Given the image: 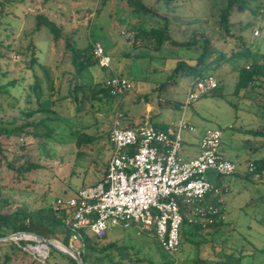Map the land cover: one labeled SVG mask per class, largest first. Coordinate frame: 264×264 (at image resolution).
<instances>
[{"label":"trees","instance_id":"obj_1","mask_svg":"<svg viewBox=\"0 0 264 264\" xmlns=\"http://www.w3.org/2000/svg\"><path fill=\"white\" fill-rule=\"evenodd\" d=\"M47 1L41 2L45 11L34 12V26L16 37L8 17L13 13L12 7L24 3V0H0V163L5 168L0 175V238L15 233H31L69 247L72 231L65 224L68 213L64 208H56L52 203L38 207L25 202L18 204L12 195L23 197L35 193L34 176L44 167L31 155L33 146L44 157H48L47 149L55 142L53 138L67 134L73 138L71 142L74 143L78 159L89 156L98 141H107L109 144L112 123L104 122V130L96 135H90V131L93 127H104L95 118L97 114L103 113L104 101L116 95L123 96L126 92L111 93V89L105 86V80L111 76L123 77V73L100 67L93 56L96 42L88 37L83 41L76 36V31L66 32L64 25L50 12H59L58 17L66 14L59 11V7L54 10L46 6ZM105 1L99 0L98 5ZM121 1L132 13L145 17L128 23L126 31L132 36L125 39L128 50L121 58H137L140 56L137 53L139 50L160 57L166 50L195 51V55L177 60L173 72H181L182 76H191L194 80L198 77H214L217 87L199 98L210 93L215 98L223 99L236 111L242 110L251 119L252 126L249 127L252 129H248V133L255 138H264V0H209L210 10L207 14L193 11L189 17L176 15L171 9L177 0H156L167 4L165 13L157 12L143 0ZM166 12L174 17L182 38L176 39L170 33L171 21ZM234 17H238V21H234ZM210 18L215 28L212 33L208 31ZM249 18L252 20L249 21ZM66 21L69 22L70 18L67 17ZM256 21L260 35L258 38H249L248 32ZM43 28L48 33L56 55V59L50 63L40 61L39 48L33 40ZM12 56L22 58V73L9 79L8 64ZM99 69L107 73L95 78V73H98L96 70ZM228 81H231L232 89L224 95L223 89ZM142 99L149 101L146 95ZM59 131L61 133L57 134ZM26 139L30 144L24 142ZM109 159L107 163L103 159L95 162L100 178L92 185L104 178ZM249 168H252V172H249ZM236 172L231 176L239 175ZM255 175L264 180V158L249 161L242 178L245 182H251ZM224 178L209 175L208 180L220 188L221 196L208 194L200 202L203 207L217 209V215L209 216L205 211L204 215L195 216L196 221L189 222L191 209L200 203L191 206L181 204L183 223L180 243L176 252L169 254L162 264H264V259L255 261L258 256H264L263 245L256 244L254 236H240L241 239H238L232 223L224 220L221 201L222 195L229 189ZM262 197L260 195L258 199ZM254 199L251 198L247 205ZM204 217L212 218V222H204ZM257 222L258 229L264 235V217L258 218ZM80 233L83 245H79V259L82 264H104L106 259L110 264L113 260L106 252L122 248L115 241L109 245L102 244L105 239L112 237L110 231L100 238L89 236L84 231ZM146 234L156 239L152 232ZM30 243L24 240L17 243L0 242V264H40L24 250ZM204 244L213 247L210 257L200 256ZM184 251H187L185 259L177 262L175 254ZM103 253L105 257L101 255ZM136 254L133 253L135 258H130L127 251L122 258L138 264L141 260L136 258ZM67 264L75 263L68 259Z\"/></svg>","mask_w":264,"mask_h":264},{"label":"rangeland","instance_id":"obj_2","mask_svg":"<svg viewBox=\"0 0 264 264\" xmlns=\"http://www.w3.org/2000/svg\"><path fill=\"white\" fill-rule=\"evenodd\" d=\"M98 1L48 0L46 2V6L49 8L57 10L59 7L61 9L59 11L66 14L58 17L59 12H50L52 17L64 25L66 32L76 31V36L83 41L88 37L98 43L110 55L111 69L114 71L121 70L132 84V89L123 96L116 95L104 101L103 113L101 112L95 117L104 127H98L99 129L93 127L90 135H96L99 131L104 130V122L107 123L112 118L119 104H121V109L128 118L140 125L145 122H141V116H144V118L147 117V122L157 126V128L161 127L159 122L167 123L166 125L169 126L176 124L182 118L194 126L196 128L195 133H183L182 147L179 152L182 160L195 158L199 154L200 138L205 130H220L222 133L220 151L227 160L235 164L236 173L239 174L236 177H225L223 180L229 187L228 191L222 195L221 204L224 220L232 223L231 226H234L235 235L238 239H241L240 236L252 238L254 236L256 244H262L264 247V235L262 230L258 229L259 224L257 222L258 218L264 217V180L254 177L251 182H245L242 178L249 161L264 158V146H262L264 138H255L251 133H248V129H252L250 128L252 123L247 114L242 110L236 111L223 99L215 98L210 93L191 101L188 105L185 104L188 87L195 78L182 76L181 72H173V67L177 60L193 56L195 51L166 50L164 55L160 57L146 53L145 50H139L137 53L140 56L137 58L131 60L121 58V55L128 50L126 38L121 33L127 32L126 27L129 22H135L137 19H144L145 17L139 13H132L131 9L121 0H107L104 4L99 5ZM41 2L42 0H24V3L12 7L13 13L9 15L8 20L14 26L16 37H19L24 30H30L34 26L35 11H45V8L41 7ZM143 2L159 13H165L167 10V4L162 1L143 0ZM97 6L98 11H96ZM173 6L171 9H174L175 14L182 17L192 16L193 11H200L203 13L202 15H205L210 10L209 0H177ZM166 13L171 21L170 33L176 39L182 38L177 31L174 17L168 12ZM67 17L70 18L69 22L66 21ZM248 20L251 21L252 19L249 18ZM234 21H238V17H234ZM257 22L248 32L249 38H258L260 35ZM263 22L264 17L262 24ZM255 30L258 31L257 36L254 35ZM208 31L211 33L215 31L212 18L209 19ZM33 40L39 48L41 62L50 63L56 59L46 29L43 28L38 31ZM21 59L20 56H12L8 64L9 79L22 73ZM96 71H98V75L107 73V71L100 69ZM231 89L232 83L228 81L223 89L224 95L230 93ZM17 93L18 90L15 91V94ZM144 95L149 99L148 102L142 99ZM132 100L136 102L131 104L130 101ZM147 105L153 111L150 118L148 113L146 116ZM184 105H186L185 110H183ZM60 133L59 131L57 134ZM53 139L55 142L49 145L47 149L49 150L48 157H44L40 150H36V146L31 148V155L44 168L34 176L36 180L34 194L23 197L12 195L18 204L25 202L36 207L46 203L51 204L58 197L69 198L73 196L79 188L92 185L95 180L100 178V173H97L99 169H96L95 162H98V159L108 161L106 158L107 151L103 149L106 148L107 142L98 141L94 144L89 156L77 159L71 136L65 134V136H56ZM24 142L30 144L27 139ZM4 169L0 163V175L4 173ZM260 195L263 197L258 199ZM251 198L255 199L251 200L253 202L250 205H247ZM120 230H111L112 237L102 242L103 245H109L115 241L119 247H122L106 252L114 262L110 264L120 262L121 264H136L132 260L126 261L122 258L127 251L130 253V258H132L133 253L137 252L136 258L141 260L138 264H151L150 261L152 264H162L168 257L169 253L164 251L156 239L146 235H138L135 227L131 226ZM85 233L91 236L89 231H85ZM79 244L78 242L75 246H79ZM212 251L211 244H204L200 256L202 258L210 257ZM106 254L101 255L105 257ZM186 254L187 251L176 253L174 257L178 262L184 260ZM261 259H264V256L262 258L258 256L255 261L260 262ZM107 260L105 263L108 264ZM67 262V257L49 247L47 264H67Z\"/></svg>","mask_w":264,"mask_h":264},{"label":"built area","instance_id":"obj_3","mask_svg":"<svg viewBox=\"0 0 264 264\" xmlns=\"http://www.w3.org/2000/svg\"><path fill=\"white\" fill-rule=\"evenodd\" d=\"M121 34L126 39L132 36L128 32ZM254 35H258L257 30ZM93 56L100 67L111 70L110 57L99 44L94 45ZM104 83L112 94L132 89L129 80L122 76H111ZM216 87L214 77H198L188 87L185 104ZM122 117L121 113H116L112 120L109 133L112 152L102 181L79 188L69 198H57L52 202V206L64 208L68 213L65 224L72 231L68 248L78 258L81 250L75 245L78 242L83 245L81 231H89L91 236L100 238L113 229L124 230L131 226L140 235L152 232L165 252L175 253L183 223L181 204L195 205L208 194L220 197V188L211 183L208 176L230 177L236 171L235 164L220 151V130H205L200 138L199 154L182 160L179 152L183 133L196 132L184 118L159 129L146 120L137 127L126 128L122 125ZM205 211L209 216L218 213L217 209L203 207L200 203L191 209L189 222L196 221L195 216L204 215ZM204 218V222H212V218ZM24 241L32 242L24 250L40 264H45L49 246L33 240Z\"/></svg>","mask_w":264,"mask_h":264},{"label":"water","instance_id":"obj_4","mask_svg":"<svg viewBox=\"0 0 264 264\" xmlns=\"http://www.w3.org/2000/svg\"><path fill=\"white\" fill-rule=\"evenodd\" d=\"M33 240L36 242L44 243L45 245L54 248L58 252H60L62 255L67 257L68 259L72 260L75 264H82L80 259L66 246L56 242L44 239L40 236L31 234V233H15L7 237L0 238V242H8L12 241L14 243H17L20 240ZM63 248L64 250H62Z\"/></svg>","mask_w":264,"mask_h":264},{"label":"crops","instance_id":"obj_5","mask_svg":"<svg viewBox=\"0 0 264 264\" xmlns=\"http://www.w3.org/2000/svg\"><path fill=\"white\" fill-rule=\"evenodd\" d=\"M96 44H98V43H96ZM108 54V53H107ZM109 55V54H108ZM109 57H110V55H109ZM114 71V70H113ZM117 72H121L122 73V71L121 70H119V71H117ZM98 76V73H95V75H94V77L96 78ZM123 77H125L124 75H123ZM126 79H128L127 77H125ZM129 80V79H128ZM129 82H130V80H129ZM131 83V82H130ZM131 102V104H133V103H135L136 101L134 100H132V101H130ZM122 108V106H121V104H119L118 106H117V109H119V111H115V114L112 116V118H110L109 119V121H107V123H112V120H113V118L115 117V115H116V113H121L122 115H123V117H122V125L124 126V127H137L138 125H140L139 123H136V122H134V121H132L130 118H128V116H127V114L121 109ZM152 109H150V106L149 105H147V111H146V116H147V113H148V115H149V118H150V115L152 114ZM148 118V119H149ZM130 119V120H129ZM141 122L142 121H145L146 119H147V117L146 118H144V116H141ZM167 123H164V122H159V126H161V127H167L168 125H166ZM202 136V135H201ZM107 142V141H106ZM106 151H107V156H106V158H107V160L110 158V155H111V152H112V148H111V145H110V143L108 144L107 143V146H106ZM106 163H107V161H106ZM89 186V185H88ZM83 187H85V186H83ZM149 233H151V232H149ZM142 235H146L147 236V234H142Z\"/></svg>","mask_w":264,"mask_h":264},{"label":"bare ground","instance_id":"obj_6","mask_svg":"<svg viewBox=\"0 0 264 264\" xmlns=\"http://www.w3.org/2000/svg\"><path fill=\"white\" fill-rule=\"evenodd\" d=\"M62 250H64L63 248H61Z\"/></svg>","mask_w":264,"mask_h":264}]
</instances>
